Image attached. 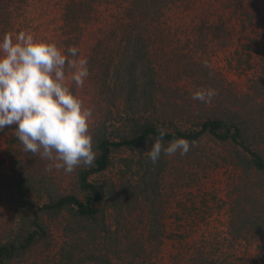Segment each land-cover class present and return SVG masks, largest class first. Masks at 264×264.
Listing matches in <instances>:
<instances>
[{
  "label": "rangeland",
  "instance_id": "rangeland-1",
  "mask_svg": "<svg viewBox=\"0 0 264 264\" xmlns=\"http://www.w3.org/2000/svg\"><path fill=\"white\" fill-rule=\"evenodd\" d=\"M63 3L39 1L31 15L23 16L26 21L14 20L9 33L30 32L66 52ZM125 6L127 0L105 3L95 23L79 32L83 40L76 47L88 60L90 75L81 88L68 82L93 109L90 134L96 153L99 135L113 141L130 136L137 108L134 116L140 121L149 119L168 132L194 131L208 118L233 117L246 143L264 156V0L169 1L163 16L154 18L146 67L131 77L126 63L116 70L115 54L100 51L97 57L94 49L99 40L107 43L105 23L121 16ZM208 87L218 92L211 103L192 99V92ZM153 143L148 141L142 152L114 150L110 166L91 177L106 194L95 204L96 218H80L73 211L45 217L47 237L13 264H192L197 252L216 264L261 263L264 172L240 166L244 149L205 134L191 143L187 155L162 154L153 164L145 155ZM49 163L24 152L14 129L0 132V239L20 211L17 189L4 186L14 174L33 178L34 189H42L38 195L49 190L83 198L78 173L88 167L65 175L55 168L47 172Z\"/></svg>",
  "mask_w": 264,
  "mask_h": 264
},
{
  "label": "trees",
  "instance_id": "trees-1",
  "mask_svg": "<svg viewBox=\"0 0 264 264\" xmlns=\"http://www.w3.org/2000/svg\"><path fill=\"white\" fill-rule=\"evenodd\" d=\"M39 1L42 0H0V40L3 39L5 33H9L15 28L14 20L24 15H31ZM62 1L64 3L60 20H62L61 27L67 37L63 41L66 45L65 50H67L72 42L75 46L82 42L83 37H79V32L84 33L83 30H87L93 25L99 18L101 6L111 0ZM169 1L171 0H127L129 6L123 8L122 15L115 16L113 21H106L105 26L109 30L106 32L107 43L104 44L102 40H99L94 48L96 49V56H101L100 51L107 50L111 57L112 54H115L116 58L119 59L116 70L121 72L122 65L126 63L124 68L130 77L135 75L137 68L146 67L145 62L147 60L145 59L150 56L152 41L150 30L156 21L154 18L159 19L163 16V10L169 6ZM126 16L129 18L128 22L125 21ZM111 57L110 60H113ZM110 72L109 64H106L105 77L110 76ZM136 84L137 82L133 83L134 86ZM104 86L107 90H111L108 81H104ZM134 86L130 90L132 93L136 92ZM138 111L139 109L136 108L134 115ZM134 115L132 117L134 124H132L130 136H124L118 141H113L105 137L104 133L95 139L97 149L95 163L91 167L81 169L78 173V182L83 198L75 194L52 193L49 190L44 195H38L42 189H40L41 187L38 188V191L34 189L33 178L20 174L9 177L10 184L4 186L9 189L13 186L17 189L16 194H14V201L19 205L20 211L17 213L16 223L13 227H9L8 235L0 239V264H13L16 259L22 257L30 248L47 237L48 226L45 217L51 219L64 211H73L80 218H96L95 204L101 203L106 194L104 187L92 181L91 177L104 172L110 166L111 154L114 150L126 148L142 152L146 143L158 135L157 125L149 119L140 121ZM234 120L233 117L208 118L197 125L199 128L197 130L182 131L175 129L168 132L164 137V143L179 138L187 139L193 143L203 135L208 134L221 142L231 141L240 145L246 152L245 156L238 155L240 166L253 168L257 172H264V156L246 143L248 137L243 134L242 128ZM34 184L36 183L34 182ZM262 218H260L261 221ZM194 257L192 264H216L213 259L204 258L202 253L197 252ZM261 261L259 263L254 260L253 264H264V258Z\"/></svg>",
  "mask_w": 264,
  "mask_h": 264
},
{
  "label": "clouds",
  "instance_id": "clouds-1",
  "mask_svg": "<svg viewBox=\"0 0 264 264\" xmlns=\"http://www.w3.org/2000/svg\"><path fill=\"white\" fill-rule=\"evenodd\" d=\"M89 75L88 60L76 46L64 52L56 43L24 31L5 33L0 40V132L14 129L24 152L52 161L47 172L55 168L69 175L95 163L93 109L68 86L71 81L83 87ZM216 95L214 88H201L192 92V99L211 103ZM157 132L145 152L153 164L162 154L184 156L190 151L187 139H173L165 146L168 130L158 127Z\"/></svg>",
  "mask_w": 264,
  "mask_h": 264
}]
</instances>
